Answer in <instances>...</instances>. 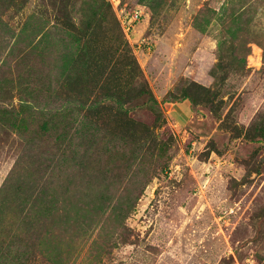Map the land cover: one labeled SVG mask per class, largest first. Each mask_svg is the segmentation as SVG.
<instances>
[{"label": "rangeland", "instance_id": "rangeland-1", "mask_svg": "<svg viewBox=\"0 0 264 264\" xmlns=\"http://www.w3.org/2000/svg\"><path fill=\"white\" fill-rule=\"evenodd\" d=\"M0 102V264H264V0H0Z\"/></svg>", "mask_w": 264, "mask_h": 264}, {"label": "built area", "instance_id": "built-area-1", "mask_svg": "<svg viewBox=\"0 0 264 264\" xmlns=\"http://www.w3.org/2000/svg\"><path fill=\"white\" fill-rule=\"evenodd\" d=\"M141 16H142V13L139 10L135 9V10H133V13L131 14L130 19H131V21H136Z\"/></svg>", "mask_w": 264, "mask_h": 264}, {"label": "trees", "instance_id": "trees-1", "mask_svg": "<svg viewBox=\"0 0 264 264\" xmlns=\"http://www.w3.org/2000/svg\"><path fill=\"white\" fill-rule=\"evenodd\" d=\"M9 103L0 102V107L3 109V111L6 113L8 111L7 106Z\"/></svg>", "mask_w": 264, "mask_h": 264}]
</instances>
